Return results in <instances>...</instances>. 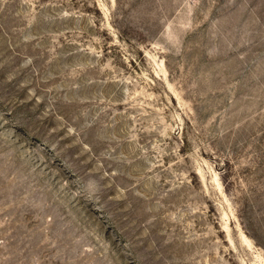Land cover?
Listing matches in <instances>:
<instances>
[{
	"label": "rangeland",
	"instance_id": "374dc122",
	"mask_svg": "<svg viewBox=\"0 0 264 264\" xmlns=\"http://www.w3.org/2000/svg\"><path fill=\"white\" fill-rule=\"evenodd\" d=\"M0 264H264V0H0Z\"/></svg>",
	"mask_w": 264,
	"mask_h": 264
}]
</instances>
